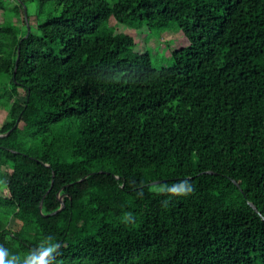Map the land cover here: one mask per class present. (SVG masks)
Wrapping results in <instances>:
<instances>
[{
    "label": "trees",
    "instance_id": "1",
    "mask_svg": "<svg viewBox=\"0 0 264 264\" xmlns=\"http://www.w3.org/2000/svg\"><path fill=\"white\" fill-rule=\"evenodd\" d=\"M29 1V36L28 0L0 20L3 260L264 264V0ZM171 25L155 69L125 31Z\"/></svg>",
    "mask_w": 264,
    "mask_h": 264
},
{
    "label": "rangeland",
    "instance_id": "2",
    "mask_svg": "<svg viewBox=\"0 0 264 264\" xmlns=\"http://www.w3.org/2000/svg\"><path fill=\"white\" fill-rule=\"evenodd\" d=\"M110 3H112L114 0H107ZM28 10L30 14V21L33 22V26H30L31 31H36L37 27L35 26V18H36V11H37V5L36 3H33L28 0ZM17 6L16 0H8L7 4V11H1L0 12V20H10L17 25H23L25 26L26 22L29 20L25 16V12L22 10L19 15H14L12 12ZM29 22V21H28ZM113 24L116 25V23L113 21ZM28 27V26H27ZM143 31L142 33H140ZM126 33L137 35L141 37L145 41V47H148L149 55L152 59V64L155 69H161L165 67H170L174 64L173 55L170 52V46L169 43H174L180 38V31L179 29L171 25L166 30H159L158 32L150 33L145 30H137L132 27H129L125 31ZM144 33V34H143ZM144 47V46H143ZM24 93L21 91V96L19 97V100L24 101ZM7 115L6 110H1L0 108V128L2 127V124L4 122V119ZM5 171V179L1 181V183L5 184L8 179V173L10 171L9 167H6L4 169ZM21 227V223L15 219L10 220L9 228L11 230L17 231Z\"/></svg>",
    "mask_w": 264,
    "mask_h": 264
},
{
    "label": "clouds",
    "instance_id": "3",
    "mask_svg": "<svg viewBox=\"0 0 264 264\" xmlns=\"http://www.w3.org/2000/svg\"><path fill=\"white\" fill-rule=\"evenodd\" d=\"M59 247L57 244H50L41 247L39 252H33L29 258L24 261V264H51L54 260L53 253ZM6 254V249L0 248V264H15L14 260L4 261L3 257Z\"/></svg>",
    "mask_w": 264,
    "mask_h": 264
},
{
    "label": "water",
    "instance_id": "4",
    "mask_svg": "<svg viewBox=\"0 0 264 264\" xmlns=\"http://www.w3.org/2000/svg\"><path fill=\"white\" fill-rule=\"evenodd\" d=\"M24 12H25V16H26V18H27V9H26V7H24ZM27 24H28V21H27ZM30 32H31V28H30V26H29V24H28V32H27V36H29ZM20 54H21V47H19V49H18V58H17V61H16L15 73H16L17 68H18V62H19ZM160 182H161V181L154 182V183H152V185L159 184ZM61 200H62V199H61ZM62 202H63V200H62ZM251 206L257 211V208H256L253 204H251ZM63 208H64V203L62 204V207H61L56 213L60 212ZM40 209H42V204H41V206H40Z\"/></svg>",
    "mask_w": 264,
    "mask_h": 264
}]
</instances>
